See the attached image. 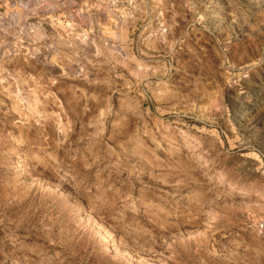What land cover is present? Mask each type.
<instances>
[{"label":"rangeland","instance_id":"374dc122","mask_svg":"<svg viewBox=\"0 0 264 264\" xmlns=\"http://www.w3.org/2000/svg\"><path fill=\"white\" fill-rule=\"evenodd\" d=\"M0 264H264V0H0Z\"/></svg>","mask_w":264,"mask_h":264},{"label":"bare ground","instance_id":"6f19581e","mask_svg":"<svg viewBox=\"0 0 264 264\" xmlns=\"http://www.w3.org/2000/svg\"><path fill=\"white\" fill-rule=\"evenodd\" d=\"M15 16H16V15H14V18H16L17 16L20 17L19 15H17L16 17H15ZM11 17H12V15H11ZM12 19H13V18H12Z\"/></svg>","mask_w":264,"mask_h":264}]
</instances>
